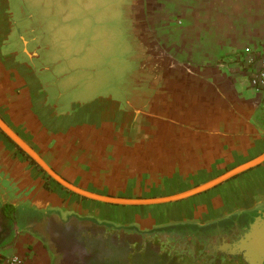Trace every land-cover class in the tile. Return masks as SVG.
Segmentation results:
<instances>
[{
	"label": "crops",
	"instance_id": "crops-1",
	"mask_svg": "<svg viewBox=\"0 0 264 264\" xmlns=\"http://www.w3.org/2000/svg\"><path fill=\"white\" fill-rule=\"evenodd\" d=\"M11 1L0 0V116L74 185L114 197H165L264 152L260 98L245 62L247 48L264 52V0H154L146 66L138 58L132 70L109 64L78 91L64 77L69 47L56 46L54 61L64 62L58 85L47 89L18 59ZM23 52L39 58L37 50ZM44 172L0 129V252L33 264L73 250L57 238L65 229L82 231L71 233L81 244L83 235L103 240L125 229L148 238L156 228L230 223L241 213L251 223L264 212V162L202 193L152 205L87 198Z\"/></svg>",
	"mask_w": 264,
	"mask_h": 264
},
{
	"label": "rangeland",
	"instance_id": "rangeland-1",
	"mask_svg": "<svg viewBox=\"0 0 264 264\" xmlns=\"http://www.w3.org/2000/svg\"><path fill=\"white\" fill-rule=\"evenodd\" d=\"M133 2L134 0H53L54 10L59 21H62L58 23L56 38L61 40L65 37L70 42L68 47L77 58L72 64L76 74L97 77L106 71L105 68L109 64L120 70H132L136 54L140 51V55H143L146 44L153 42L148 28L151 26L155 1L150 0L148 5L146 0H141L146 3L144 17L141 18L134 9L132 10ZM154 46H157V43H154ZM155 50L157 51V48ZM98 55H103L104 59H97ZM105 58L109 60L107 64ZM67 78L69 82L72 81V77ZM63 231H67L69 235H72V232L77 235L82 232L72 229ZM126 232H129V235ZM116 233V236L107 235L103 240L99 237L94 239L89 235L79 237L81 245L83 240L94 239L91 246H81L88 247L89 250L81 249L77 253L82 259H90L85 262L84 258L82 264H206L205 261H210L205 255H199L195 259L187 253H180V250H187L175 246L174 242H168L167 239L162 241L158 236L147 238L125 229H118ZM62 261L63 259H60L59 262L81 264L78 260L73 261L71 257ZM216 264H220V260H217ZM234 264L245 263L238 259Z\"/></svg>",
	"mask_w": 264,
	"mask_h": 264
},
{
	"label": "flooded vegetation",
	"instance_id": "flooded-vegetation-1",
	"mask_svg": "<svg viewBox=\"0 0 264 264\" xmlns=\"http://www.w3.org/2000/svg\"><path fill=\"white\" fill-rule=\"evenodd\" d=\"M146 1L149 5L150 0ZM133 3L132 10L134 9V12H137L140 18L144 17L143 11L146 3L141 2V0H134ZM11 11L13 13L10 16L11 39L14 40V46L12 47H18V59L21 58L23 61L25 59L28 60L30 65L37 70L46 89L48 83L53 86L58 85L60 81L59 66L61 67V62L64 61H54V50L57 49V45L59 46L58 49L62 50L65 46L68 47L70 42H68L65 37V39L62 37L61 40L59 37L58 40L56 38L58 23L62 21H59L56 14L57 12L54 10L53 0H12ZM148 32H150L149 28ZM25 41L27 42L26 44H24ZM25 47L27 50L39 51V58H29L28 55L23 52ZM148 47H150V44H146L145 53H143V55H140V51L136 54V58L139 59V68L146 66ZM76 59L74 54H72L63 66H66L68 71V74H65L64 77H72V79L77 82L74 89L78 91L79 89L81 90L82 87L85 88L90 86L92 83L90 80H93L94 77L91 78L90 75H83L85 77L78 79L80 75L74 76L77 71L73 70L72 61ZM247 216L248 215L245 213L232 215L229 218L230 223L218 222V224L216 223L217 225H201L195 223L176 224L169 227L156 228L155 234L152 237L155 238L158 236L162 241L167 239L168 242H174L175 246L187 250H180V253H187L192 258L196 259L199 255H205L210 259V261H205L206 264H211L212 262L216 264L217 260H220V264H234L236 260L241 258L215 250L214 246L224 242L233 243L237 241L249 227L250 219H248ZM57 238L62 245H65V247L69 245L73 250L52 254L53 264H61V262H59L60 259H63L62 262H64V260L69 257L73 258V261L78 260L81 264L84 258L85 262H87V260L90 261V259H86V257L83 259L79 257L77 253H79L81 249L84 250V248H81V244L73 242V237L69 235L67 231H62L61 235ZM160 245L162 246V244Z\"/></svg>",
	"mask_w": 264,
	"mask_h": 264
},
{
	"label": "water",
	"instance_id": "water-1",
	"mask_svg": "<svg viewBox=\"0 0 264 264\" xmlns=\"http://www.w3.org/2000/svg\"><path fill=\"white\" fill-rule=\"evenodd\" d=\"M0 129L23 150L32 160H34L52 179L57 183L67 188L68 190L94 200H99L108 203L123 204V205H152L166 202L178 201L190 196L207 191L218 184L227 181L240 173L252 169L264 162V152L257 157L245 162L233 169L221 174L220 176L198 185L187 191L155 198H124L102 195L88 191L78 187L58 174L48 162L34 149L27 141H25L1 116ZM215 250L228 253L230 256L240 257L245 264H264V212H260L254 216L253 221L245 233L233 243L224 242L214 246Z\"/></svg>",
	"mask_w": 264,
	"mask_h": 264
},
{
	"label": "built area",
	"instance_id": "built-area-1",
	"mask_svg": "<svg viewBox=\"0 0 264 264\" xmlns=\"http://www.w3.org/2000/svg\"><path fill=\"white\" fill-rule=\"evenodd\" d=\"M245 62L249 75V84L260 98V113L264 117V52L246 50ZM0 264H33L29 256L18 252H0Z\"/></svg>",
	"mask_w": 264,
	"mask_h": 264
},
{
	"label": "trees",
	"instance_id": "trees-1",
	"mask_svg": "<svg viewBox=\"0 0 264 264\" xmlns=\"http://www.w3.org/2000/svg\"><path fill=\"white\" fill-rule=\"evenodd\" d=\"M18 147V146H17ZM18 149H20L19 147H18ZM21 150V149H20ZM21 152L22 153H25L23 150H21ZM32 160V159H31ZM32 162L34 163V164H36L41 170H43L34 160H32ZM44 174H45V177L47 178V179H51V177L46 173V172H44ZM46 188H50L49 187V184H46ZM10 209V208H9Z\"/></svg>",
	"mask_w": 264,
	"mask_h": 264
}]
</instances>
